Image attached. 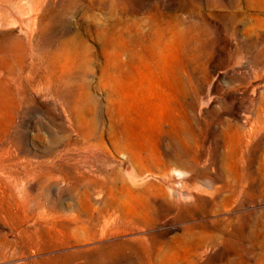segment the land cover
<instances>
[{
    "label": "rangeland",
    "instance_id": "obj_1",
    "mask_svg": "<svg viewBox=\"0 0 264 264\" xmlns=\"http://www.w3.org/2000/svg\"><path fill=\"white\" fill-rule=\"evenodd\" d=\"M89 1L0 0V264H264V0Z\"/></svg>",
    "mask_w": 264,
    "mask_h": 264
},
{
    "label": "bare ground",
    "instance_id": "obj_2",
    "mask_svg": "<svg viewBox=\"0 0 264 264\" xmlns=\"http://www.w3.org/2000/svg\"><path fill=\"white\" fill-rule=\"evenodd\" d=\"M81 0H68L69 9L72 10ZM124 0H111L113 5L116 6L117 10H121L119 6L123 5ZM106 0H92L89 1V5L92 8L95 7H102L104 6ZM50 24H43L42 30L47 31L50 30ZM59 40L61 41L57 48H52V46L43 49V51L39 54V59L41 60L35 68H31L29 73L32 78L36 77L38 74L42 73L43 78L45 80V88L50 90L55 95H62L64 92H70L72 88V76L76 74L77 69L80 68L84 63H88L91 60V50L89 46L82 44L83 46L80 49H77L79 43H77L75 39L60 37ZM18 49L22 48L21 44H17ZM81 50V51H79ZM19 58V57H18ZM74 60L72 66H69V60ZM19 81V80H18ZM17 89L19 90V94L24 91L23 83H19L17 85ZM35 87V86H33ZM45 89V90H46ZM47 91V90H46ZM20 102V97H16L13 95L12 90L9 87V124L10 121L15 113L16 106ZM74 110V108L72 109ZM262 111L258 114V118L255 122L256 126L263 125L264 119L262 118ZM73 112V111H72ZM74 115V114H73ZM254 123V122H253ZM254 124L252 126H255ZM79 132L83 136L84 139L88 140L92 137V133H87L83 126H81L80 122L77 124ZM240 130L239 127H237ZM89 178V177H88ZM190 228L188 231H190ZM146 250V249H145ZM146 252H148L146 250ZM152 252H154L152 250ZM118 254H110L104 255L103 264L111 263L117 264L120 260Z\"/></svg>",
    "mask_w": 264,
    "mask_h": 264
}]
</instances>
